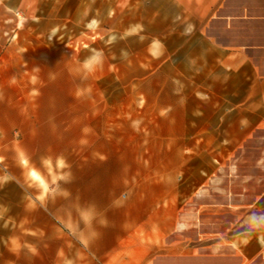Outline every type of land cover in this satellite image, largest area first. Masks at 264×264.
Masks as SVG:
<instances>
[{
    "label": "rangeland",
    "instance_id": "374dc122",
    "mask_svg": "<svg viewBox=\"0 0 264 264\" xmlns=\"http://www.w3.org/2000/svg\"><path fill=\"white\" fill-rule=\"evenodd\" d=\"M232 22L222 35L239 45L250 25ZM203 29L221 33L197 18V0H30L24 12L0 5V264H107L91 252L106 244L87 240H106L96 224H121L124 211L147 220L154 174L157 203L172 178L175 204L187 209L198 167L211 171L212 142L228 138L211 131L218 118L196 132V93H211L220 75L206 61ZM200 103L212 113L211 97ZM215 103L218 113L228 104ZM58 156L70 166V181L59 182L69 194L42 203L28 170L50 183L43 161ZM87 209L90 226L80 215Z\"/></svg>",
    "mask_w": 264,
    "mask_h": 264
},
{
    "label": "crops",
    "instance_id": "0c3cea01",
    "mask_svg": "<svg viewBox=\"0 0 264 264\" xmlns=\"http://www.w3.org/2000/svg\"><path fill=\"white\" fill-rule=\"evenodd\" d=\"M29 3L0 0L5 9L20 12L27 11ZM197 18L212 19L221 33L216 29L206 37L204 29L201 32L211 51L206 61L220 75L212 77L211 93H196V132H209L205 123L218 118L211 131L227 133L228 138L212 142L211 171L206 174L198 167L196 185L186 194L187 209L180 207L181 217L175 204L177 184H172V178L160 184L164 203L158 204L154 174L149 179L154 187L148 185L153 207L147 220L134 221L124 211L121 224L114 220L96 224L107 231V239L93 235L86 243L106 244L100 253L96 248L91 252L107 264H264V244L256 236L244 244L238 236L251 213H264V0H197ZM232 20L250 25L239 45L222 35L227 29L223 25L231 30ZM210 97L209 114L200 108V101L204 104ZM217 101L228 103L221 113L217 111L223 104L217 106ZM226 116L227 123L221 125ZM180 178L182 183L189 181L188 176ZM187 212L196 213V218Z\"/></svg>",
    "mask_w": 264,
    "mask_h": 264
},
{
    "label": "clouds",
    "instance_id": "9594fccd",
    "mask_svg": "<svg viewBox=\"0 0 264 264\" xmlns=\"http://www.w3.org/2000/svg\"><path fill=\"white\" fill-rule=\"evenodd\" d=\"M96 61V57L85 62L86 67H91L92 63ZM43 163L47 166V170L50 175V183L46 180L37 170L30 168L27 173V179L31 182V186H34L39 191V199L43 203L48 195H64L67 196L69 193L67 191L61 190L59 182H69L71 179V173L65 172L64 169L69 168V164L64 157L58 156L55 158L53 163L52 159L45 158ZM20 164L22 167L28 165V159L26 155L20 153ZM81 219L86 225H91V221L94 218V210L87 209L82 210ZM104 223V221H101ZM246 227L244 231L238 234L239 239L242 243L247 244L253 236H256L258 242L264 244V213H251L245 221Z\"/></svg>",
    "mask_w": 264,
    "mask_h": 264
}]
</instances>
